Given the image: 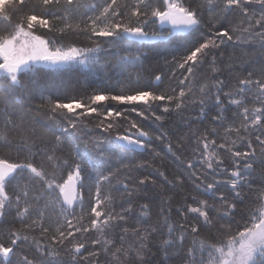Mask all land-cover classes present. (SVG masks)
Masks as SVG:
<instances>
[{
	"label": "snow or ice",
	"instance_id": "snow-or-ice-1",
	"mask_svg": "<svg viewBox=\"0 0 264 264\" xmlns=\"http://www.w3.org/2000/svg\"><path fill=\"white\" fill-rule=\"evenodd\" d=\"M0 264H264V0H0Z\"/></svg>",
	"mask_w": 264,
	"mask_h": 264
}]
</instances>
